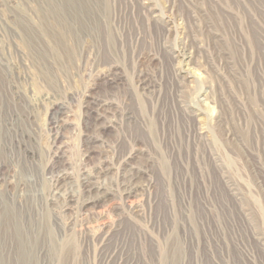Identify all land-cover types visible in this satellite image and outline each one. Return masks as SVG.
<instances>
[{"label": "rangeland", "instance_id": "374dc122", "mask_svg": "<svg viewBox=\"0 0 264 264\" xmlns=\"http://www.w3.org/2000/svg\"><path fill=\"white\" fill-rule=\"evenodd\" d=\"M0 264H264V0H0Z\"/></svg>", "mask_w": 264, "mask_h": 264}, {"label": "bare ground", "instance_id": "6f19581e", "mask_svg": "<svg viewBox=\"0 0 264 264\" xmlns=\"http://www.w3.org/2000/svg\"><path fill=\"white\" fill-rule=\"evenodd\" d=\"M202 99V98H201ZM202 101V100H201ZM134 180H133V177L131 176L129 179H128V185H130V186H135L136 185V183L135 182H133ZM57 189H60V188H57ZM132 190L133 189H131V188H129V192L131 193L132 192Z\"/></svg>", "mask_w": 264, "mask_h": 264}]
</instances>
